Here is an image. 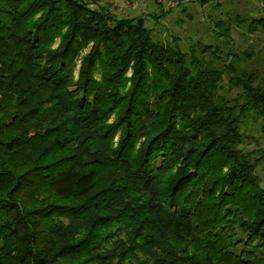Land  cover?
<instances>
[{"label": "trees", "instance_id": "obj_1", "mask_svg": "<svg viewBox=\"0 0 264 264\" xmlns=\"http://www.w3.org/2000/svg\"><path fill=\"white\" fill-rule=\"evenodd\" d=\"M231 48L184 51L86 0H0V264H264V149L243 148L264 78Z\"/></svg>", "mask_w": 264, "mask_h": 264}, {"label": "rangeland", "instance_id": "obj_2", "mask_svg": "<svg viewBox=\"0 0 264 264\" xmlns=\"http://www.w3.org/2000/svg\"><path fill=\"white\" fill-rule=\"evenodd\" d=\"M86 2L91 11L110 12L118 19L143 20L155 40L166 45L179 43L184 51H187L190 45L199 42L204 46L219 47L227 54L230 51V44L234 53L241 54L246 59L242 69L257 71L264 78V31L256 33L249 31L254 19H264V0H86ZM219 22L232 28L233 39L230 42L218 36ZM59 43V40L55 41L52 48L56 49ZM90 52L91 46L76 60L74 81L79 79L83 59ZM245 52L249 56H246ZM132 76L130 70L126 77L131 79ZM225 81L222 95L236 97L238 92L229 88L227 76ZM130 86L129 82L127 88ZM116 117L118 114L114 115L110 122ZM248 123L249 127L243 128L246 136L243 148L251 153L264 149V134L260 129L264 126V119L259 120L257 125L252 120ZM258 175L264 186V163L259 167Z\"/></svg>", "mask_w": 264, "mask_h": 264}]
</instances>
